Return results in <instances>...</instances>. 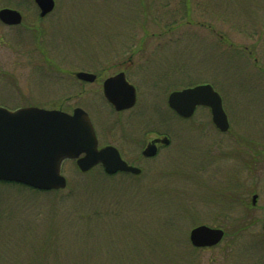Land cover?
Masks as SVG:
<instances>
[{"label": "rangeland", "instance_id": "1", "mask_svg": "<svg viewBox=\"0 0 264 264\" xmlns=\"http://www.w3.org/2000/svg\"><path fill=\"white\" fill-rule=\"evenodd\" d=\"M54 1L41 18L34 0H0L23 16L0 22V107L82 108L100 146L142 172L83 173L70 160L63 190L0 184V264H264V0ZM80 71L100 77L82 84ZM121 71L139 92L126 113L102 89ZM203 84L228 132L208 109L184 120L169 108L172 92ZM162 135L170 145L144 158ZM201 225L223 240L193 247Z\"/></svg>", "mask_w": 264, "mask_h": 264}, {"label": "water", "instance_id": "2", "mask_svg": "<svg viewBox=\"0 0 264 264\" xmlns=\"http://www.w3.org/2000/svg\"><path fill=\"white\" fill-rule=\"evenodd\" d=\"M34 2L41 18L47 17L55 8L54 0ZM0 21L8 26H18L22 15L17 10L5 8L0 10ZM76 77L84 82L96 79L95 75L85 72L76 73ZM104 96L118 112L133 108L137 97L135 87L126 80L124 73L105 81ZM168 105L185 119L192 117L197 107H207L219 131L225 133L230 128L222 98L209 84L172 92ZM163 143L169 141L163 140ZM156 154L155 145L148 146L143 152L146 158ZM65 160H75L83 173L98 165L108 175L127 173L138 176L142 172L126 163L115 147L98 148L95 129L82 108L69 114L35 107L16 111L0 107V182L20 184L43 192L63 190L67 186L61 173ZM256 200L257 196H254V205ZM224 236L223 229L201 225L191 231L190 242L195 248H209L217 246Z\"/></svg>", "mask_w": 264, "mask_h": 264}, {"label": "flooded vegetation", "instance_id": "3", "mask_svg": "<svg viewBox=\"0 0 264 264\" xmlns=\"http://www.w3.org/2000/svg\"><path fill=\"white\" fill-rule=\"evenodd\" d=\"M5 9V8H4ZM10 9V8H9ZM23 17V16H22ZM22 21H23V19H22ZM8 26V25H7ZM11 27H15V26H11ZM80 72H85V73H90V74H93V75H95V77H96V79H95V81L94 82H84V81H81V83L83 84H85V83H90V84H94L98 79H99V73L97 74V73H91V72H87V71H80ZM77 73H79V72H77ZM120 73H124L125 74V77H126V80L131 84V85H133L134 87H135V89H136V95H137V97H136V103H135V106L133 107V108H131V109H128V110H124V111H120V112H118V111H116L115 110V108L111 105V104H109L110 106H111V108L114 110V111H116L117 113H126V112H129V111H132L134 108H136V106H137V103H138V98H139V92H138V88L129 80V77L127 76V74H126V72H124V71H121V72H119V73H117V74H120ZM117 74H115V75H113V76H116ZM113 76H111V77H113ZM75 77H76V73H75ZM111 77H108V78H106L104 81H103V84H102V89H103V96H104V83H105V81L107 80V79H109V78H111ZM77 78V77H76ZM80 81V80H79ZM212 86V85H211ZM213 87V86H212ZM214 88V87H213ZM215 91H216V89H215ZM104 99L106 100V98H105V96H104ZM107 101V100H106ZM201 108H204V109H208L209 111H210V114H211V110L209 109V108H207V107H197V109L195 110V113L193 114V116L197 113V111L198 110H200ZM173 111V110H172ZM173 113H175L174 111H173ZM176 114V113H175ZM212 115V114H211ZM89 116H90V114H89ZM192 116V117H193ZM180 117V116H179ZM192 117H190V118H187V119H185V118H182V117H180V118H182V119H184V120H189V119H191ZM91 118V117H90ZM91 121H92V119H91ZM213 122V121H212ZM92 123H93V121H92ZM93 126H94V129H95V132H96V136H97V139H98V146H99V149H101V148H104V147H107V146H113V147H115V148H117L116 146H114V145H111V144H106V145H104V146H100V142H99V136H98V132H97V129H96V126H95V124L93 123ZM215 126V125H214ZM163 140H168L169 141V143L168 144H164L163 143ZM150 145H155V147L157 148V154L160 152V150L163 148V147H166V146H169L170 145V139H169V137L167 136V135H162V136H158V137H156V138H154V139H152L149 143H148V145L146 146V148L148 147V146H150ZM145 148V149H146ZM145 149L143 150V152L145 151ZM117 150L120 152V155H121V157H122V152H121V150L119 149V148H117ZM143 152H142V155H143ZM157 154H156V156H157ZM155 156V157H156ZM144 157V156H143ZM144 158H146V157H144ZM122 159L124 160V161H126L123 157H122ZM128 160V159H127ZM129 161V160H128ZM127 162V161H126ZM129 165H131V163L130 162H127ZM131 166H133V165H131ZM129 175V174H128ZM254 196H257V200H256V203H257V201H258V198H259V196L257 195V194H254L253 196H252V207H255L256 206V204L254 205L253 204V197Z\"/></svg>", "mask_w": 264, "mask_h": 264}, {"label": "trees", "instance_id": "4", "mask_svg": "<svg viewBox=\"0 0 264 264\" xmlns=\"http://www.w3.org/2000/svg\"><path fill=\"white\" fill-rule=\"evenodd\" d=\"M0 184H10L11 185V183H0Z\"/></svg>", "mask_w": 264, "mask_h": 264}]
</instances>
